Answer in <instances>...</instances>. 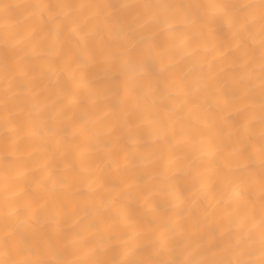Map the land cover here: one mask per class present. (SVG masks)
Here are the masks:
<instances>
[{
	"label": "snow or ice",
	"instance_id": "6c2138e0",
	"mask_svg": "<svg viewBox=\"0 0 264 264\" xmlns=\"http://www.w3.org/2000/svg\"><path fill=\"white\" fill-rule=\"evenodd\" d=\"M0 264H264V0H0Z\"/></svg>",
	"mask_w": 264,
	"mask_h": 264
},
{
	"label": "bare ground",
	"instance_id": "6f19581e",
	"mask_svg": "<svg viewBox=\"0 0 264 264\" xmlns=\"http://www.w3.org/2000/svg\"><path fill=\"white\" fill-rule=\"evenodd\" d=\"M3 2H16V0H3ZM205 227H207V226H205Z\"/></svg>",
	"mask_w": 264,
	"mask_h": 264
}]
</instances>
